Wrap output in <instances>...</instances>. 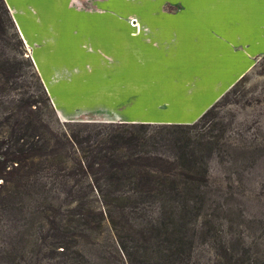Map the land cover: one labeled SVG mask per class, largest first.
<instances>
[{
	"label": "trees",
	"instance_id": "trees-1",
	"mask_svg": "<svg viewBox=\"0 0 264 264\" xmlns=\"http://www.w3.org/2000/svg\"><path fill=\"white\" fill-rule=\"evenodd\" d=\"M255 77L264 78V56L193 123L62 121L0 0V223L20 247L67 264H93L110 247L129 264H187L195 229L218 243L217 264H264V240L233 231L226 196L264 160ZM253 102L257 132L247 134L230 107ZM214 161L225 195L211 180Z\"/></svg>",
	"mask_w": 264,
	"mask_h": 264
},
{
	"label": "rangeland",
	"instance_id": "rangeland-1",
	"mask_svg": "<svg viewBox=\"0 0 264 264\" xmlns=\"http://www.w3.org/2000/svg\"><path fill=\"white\" fill-rule=\"evenodd\" d=\"M64 1L67 4L68 0H60ZM39 2L37 8L39 5L47 10L52 7L57 10L54 11L55 16L65 13L66 9L60 4L56 8L57 0ZM258 3L259 8L253 6L251 10V29L244 25L243 31L239 26H233L234 35L243 38L230 40L222 39L221 34L215 32L210 37H202L197 20L193 24L186 23L177 6L170 9L163 0H69L77 10V14H69L73 21L70 25L77 35L71 38L67 47L63 45L61 57L49 66L51 71L54 67L62 69L65 66L76 71L63 72L67 85L72 78L75 82L68 88L49 89V92L54 96V92L59 93L56 95L62 102L68 103L67 96L72 98L73 104L76 102L72 106L75 110L67 109L71 117L77 119L76 122L112 123L120 122L116 118H132V121L125 122L193 123L232 87L235 82L229 83L233 79L245 74L240 76L239 72L245 68L250 56H253L252 65L246 73L252 72L253 66L264 56V26H259V22H264V0ZM166 10L177 19L159 30L148 31L149 17H162ZM132 17L139 18L135 27L129 20ZM49 32L47 30L43 34ZM43 47L44 51L49 50L44 43ZM84 69L92 71L86 73ZM116 76L121 78L116 80ZM262 81L264 78L255 77L248 87ZM228 84L230 86L227 87ZM230 108L236 113L237 122L248 121L250 129L247 134L257 132L255 127L258 124L254 119L259 114L260 104L253 102L249 107L232 105ZM62 117L59 119L70 121ZM233 130L236 132L238 128ZM210 174L212 181L223 186L225 195L228 190L222 181L224 175L215 161L210 164ZM241 182L226 196H229L227 203L235 214L233 218H237L235 225L240 224L233 231L249 244L254 240H264V160L248 168ZM239 212L243 218L237 216ZM188 240L190 252L184 262L217 264V242L201 237L198 229L188 231ZM59 262L67 264L60 255L49 254L45 248L37 252L36 248L20 247L13 238L12 229L0 223V264ZM93 264L129 263L121 252L117 254L114 247H110L96 252Z\"/></svg>",
	"mask_w": 264,
	"mask_h": 264
},
{
	"label": "crops",
	"instance_id": "crops-1",
	"mask_svg": "<svg viewBox=\"0 0 264 264\" xmlns=\"http://www.w3.org/2000/svg\"><path fill=\"white\" fill-rule=\"evenodd\" d=\"M4 1L19 32V35L24 42L26 51L29 52L28 55L34 63L37 72L39 73L45 86V89L49 93L51 103L58 117L63 118L62 116H64L65 120L76 121L77 119L72 118V114L67 110L69 108L75 110L72 106L76 102L73 104L71 100L72 98L70 99V97L67 95L68 103L66 101L62 102V100L56 95L59 93L54 92V96L49 92V89L62 90L63 88H68L70 83L75 82V78L70 79L67 85L66 83L68 80L64 79L65 75H63V72L74 73L76 71L66 66L62 67V69L54 67L53 71H51V66H49V63L54 64V62H57L58 58H60L62 55L60 53V49H63L64 44L67 47L69 42L72 41L71 38L73 39V37L77 35V31L70 25V23L73 21L69 16L71 12H73V14H77V10H75V7L69 4V0L67 1V4L65 1L60 2V0H57L56 8L58 9L60 4L62 7H64V9H66L65 13H62V15L59 16H55L54 11L57 10L53 9L52 7L47 10L45 7L39 5L37 8L36 6L40 3V0ZM36 1H38L37 4L35 3ZM253 1H255L254 4ZM233 2L234 4H232ZM258 2L259 0H163V4L165 6L169 5L170 9H174L172 7L174 5L177 6L176 9L180 11L182 16H184L183 19H186V23L193 24L197 20L198 31L202 37H210L212 33L215 32L217 34H221L222 39L225 37V39L230 38V40L241 38L240 36L234 35L235 28H233V26H239L240 30L243 31H245L244 25L248 27V30L251 29V10L253 6L259 8ZM196 4H200L201 6L198 7ZM59 9H61V7ZM169 10H166L162 17L156 15L149 17L148 24L150 26L147 28V30H159L162 28V26L165 27L167 23L171 24L173 19H177V17H174L171 13H168ZM135 18L136 17H132L129 19L133 23L134 27L137 25V22H139V18L138 20ZM259 23H261L259 26L262 28L264 26V22ZM47 30L50 32L44 35L43 32ZM43 43L49 47L48 51L43 50ZM65 49L66 48H64V50ZM234 49L237 50L236 47H234ZM256 55L257 54H255V56ZM252 57L253 56H250L246 61L245 68L240 70V76L250 70L252 65ZM91 71L92 69H84V72L86 73ZM117 71L119 70H116V72ZM120 78L121 77L116 76V80H119ZM237 79L238 78L233 79L229 84H233L237 81ZM80 84H82V82H80ZM229 84L227 87L230 86ZM131 95H133V93ZM115 103L120 104L121 102ZM116 119H118L117 121L120 122H125L128 120L132 121V118ZM90 120L95 121L92 119Z\"/></svg>",
	"mask_w": 264,
	"mask_h": 264
}]
</instances>
